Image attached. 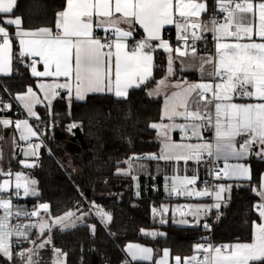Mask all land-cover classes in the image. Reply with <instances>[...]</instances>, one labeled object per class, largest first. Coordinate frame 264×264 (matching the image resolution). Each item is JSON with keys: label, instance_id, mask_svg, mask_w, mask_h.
Masks as SVG:
<instances>
[{"label": "snow or ice", "instance_id": "6c2138e0", "mask_svg": "<svg viewBox=\"0 0 264 264\" xmlns=\"http://www.w3.org/2000/svg\"><path fill=\"white\" fill-rule=\"evenodd\" d=\"M17 0H0V14H12ZM207 12L206 0H66L62 11L57 13L55 31L52 28L26 30L22 27V18H5L0 24V75H11L13 63V40L18 41L19 57L32 58L27 65L31 75L38 79V94L29 86L25 92L17 93L15 101L27 113L29 118L40 120L35 111L37 105L46 106L52 114L53 101L60 96V90H67L71 99L73 91L77 100H83L88 92H113L117 98H127L130 88H139L153 77L154 53L160 49L167 54V74L159 80L156 87L148 95L164 94V106L161 120L169 123H152L150 127L159 130L163 137L162 153L147 157L148 159H164L185 162L194 160L201 162L205 156L224 160L223 168L210 174L215 179L248 178L250 169L244 164L228 163L229 158L236 160L247 157L254 145H258V155H264V0H217V13L220 18H212L205 22L202 14ZM12 26L15 32L10 34L7 27ZM126 25L127 27H122ZM143 30V38L135 41L130 48L128 41L133 38L136 26ZM175 26L177 45L174 47L164 38L165 26ZM102 29L105 36L95 34ZM206 33H212L215 40L214 56L198 57L197 42L205 39ZM253 36L259 39H253ZM155 42V43H153ZM191 63H186V58ZM35 58H38L35 59ZM199 60V64L195 61ZM179 61L181 70L198 68L201 73L200 82L177 80L169 82L175 74L174 64ZM43 65V71L37 64ZM206 65H212L209 75L211 80L205 82L203 75ZM63 78V80H61ZM169 88L175 89L170 94ZM234 97L251 98L256 103H236ZM0 112L12 109L10 103L0 101ZM182 118L184 123H176ZM15 126L20 133L19 139L30 141L40 139L42 133L34 130L28 119L12 121L0 118V125L5 128ZM75 123L69 130L76 128ZM179 129L182 140L196 139L197 143H176L171 138V131ZM213 131V140L208 142L203 133ZM248 136L244 143L236 146L237 138ZM43 141L28 143L24 151L25 157L38 159ZM130 157L125 161L129 165L127 175L132 169ZM24 168H34L35 161H20ZM117 169V173H121ZM6 177L0 181V256L11 261L13 258V240L15 246L27 241L33 247L21 248L16 253L23 264H40L39 249L52 244L51 232L56 226L61 230L74 227L75 221H83L87 215L94 214L105 225L112 221L110 212L92 202L87 212L77 208L69 210L62 216L53 217L48 203H38L31 211L13 204V197L21 198L39 196L37 181L23 172H4ZM198 177L174 176L170 194L187 197H212L211 205H178L173 209L179 213L193 216L199 223L201 216L208 215L213 208L217 211L223 201V193L231 186L207 185L196 189ZM192 186V187H189ZM253 191L261 198L253 205L259 222H252V241L232 244L194 245V255L182 258L175 256V264H264V179L260 191ZM167 206L153 208V215L168 212ZM77 212L80 213L77 216ZM72 218H75L74 220ZM15 219L17 223L13 224ZM26 219L24 224L19 223ZM162 223L166 222L161 220ZM181 224L188 223L181 219ZM95 233V225L89 226ZM204 227L209 228L208 224ZM38 232L36 240L31 233ZM145 235L156 237L158 232H146ZM126 251L133 260H151L153 250L140 245L129 244ZM202 254V255H201ZM52 264H66L67 254L53 247ZM170 251L165 249L163 256L156 264H169Z\"/></svg>", "mask_w": 264, "mask_h": 264}, {"label": "trees", "instance_id": "16d2710c", "mask_svg": "<svg viewBox=\"0 0 264 264\" xmlns=\"http://www.w3.org/2000/svg\"><path fill=\"white\" fill-rule=\"evenodd\" d=\"M65 5L66 0H18L14 12L22 17L23 28L35 29L54 26L57 13ZM11 32L14 33L13 28ZM14 44L12 73L0 78L11 92L17 93L24 91L34 79L30 68L20 60L15 39ZM200 50L212 51V43ZM165 68L166 56L158 49L153 77L145 85L131 89L127 98L92 94L85 100L72 101L69 108L66 103L63 108H57L62 100L56 101L52 124L61 130H69L73 123L80 128L87 146L79 153L67 151L50 135L51 124L40 128L46 130L45 143L37 166L28 170L29 177L38 182L39 196L27 197L22 207L27 210L42 200L50 205L52 214L59 215L72 209L82 210L94 201L112 214L109 226L97 219L95 233L87 225L54 232L55 244L67 254L66 264H123L127 258L123 248L129 242L151 245L158 252L169 248L173 258L183 259L194 252L201 236L209 235L215 245L252 239V222L258 219L253 205L260 202L253 189L259 188L264 157L252 159V178L234 185L228 200L221 204L219 215L207 229L204 220L190 226L174 223L171 218L164 223L156 220L152 209L160 202V179L141 173L137 189L131 176L116 173L130 157L153 163L147 157L158 150L159 141L150 124L161 117L162 98L152 97L148 92L164 75ZM20 159L19 153L9 162L13 170L22 168ZM206 176L207 168L201 178ZM154 184L158 190L153 188ZM86 189L90 190V197ZM142 229H154L163 235L145 236ZM52 256L53 249L48 246L42 249L39 262L49 263Z\"/></svg>", "mask_w": 264, "mask_h": 264}, {"label": "crops", "instance_id": "0c3cea01", "mask_svg": "<svg viewBox=\"0 0 264 264\" xmlns=\"http://www.w3.org/2000/svg\"><path fill=\"white\" fill-rule=\"evenodd\" d=\"M206 2H207V12L202 14V16H201V20L205 21V22L211 20L213 18L214 12L217 11V0H206ZM254 2H259V0H254ZM17 3H18V0H17ZM15 9H14V11H15ZM16 16L21 17L20 15L16 14L15 12H13L12 14H0V24H2V22H3V20L5 18H14ZM3 26L8 28L10 34H12L11 28H13L14 32H15V28L14 27L8 26V25H3ZM22 27H23V25H22ZM44 27L52 28L53 31H55V25L54 26H42V27H39V28L26 29V30H37V29L44 28ZM122 27H127V26L126 25H122ZM169 28L175 29V26L174 25L165 26V29L163 30V34ZM101 31H103V30L102 29H96L95 30V34L101 32ZM207 34H210L212 36V38H213L212 33H207ZM143 35H144L143 30L141 28H139V26L137 25L136 26V31L134 32L133 37L134 36H141L143 38ZM253 39L257 40V42H259V39L257 37L253 36ZM130 40L128 41L129 47H130ZM211 43H212V48H213L212 51H203V50H200V48H199V49H197V56L198 57H201V56H203V57L214 56V54H215V40H214V38L212 39ZM173 46L175 47V45H173ZM14 47H15V44H14V40H13V57H14V49H15ZM162 52H163V50H162ZM164 54L166 56V68H165L164 75L159 80L163 79L166 76V74H167V54L166 53H164ZM185 62L186 63H191L192 62L191 58L190 57L186 58ZM154 63H155V53H154ZM195 63L199 64V60L197 59L195 61ZM37 68H38V70L43 71V65L42 64H37ZM12 70H13V63H12ZM174 70H175V74L173 76L169 77V82L170 83H175L177 80H184V79L188 80L189 82H200L201 79H202L201 73H200L198 68H196V69H188V70H183L182 71L181 70V64L179 63V61H177L174 64ZM211 71H212V65H206L205 66L204 75H203V80L205 82H207V81L212 79V77L209 75V73ZM153 72H154V69H153ZM30 73H31V71H30ZM3 76H7V75H0V77H3ZM33 79H34L33 83L29 84L27 86V88L29 86H31L34 89V91H36L38 94H40L39 93V89L36 87L38 79H47L49 81L51 80V78H36V77H33ZM61 80H63V78H61ZM156 84L150 90L154 89L156 87ZM134 88L135 87L130 88L128 90V94H129L130 90L134 89ZM26 89L24 91L17 92V93L25 92ZM173 90H175V89L169 88L167 90V93L170 94L171 91H173ZM17 93H14V97H15V95ZM92 94H112V95H114L113 92H108V91L88 92L85 95V98L83 100H85L89 95H92ZM152 97H155V98L161 97L162 98V105H161V116H162V110H163V106H164V94H161L160 96L152 95ZM58 100H62L61 104L66 103L67 106H68L67 102H69V101H75V100L76 101H82V100H77L75 98L74 91H73V95H72L71 99H69L67 90H60V96L57 97L53 101L52 109H51L52 114L54 113V104ZM234 102H236V103H256L258 101H255V100H253L251 98H243V97L235 98L234 97ZM68 108H69V106H68ZM21 109H22V107H21ZM35 111L38 113L40 118H42V117L44 118V117L49 116V110H48V108L46 106L37 105L36 108H35ZM25 114H27V113L25 112ZM184 122L185 121L182 118H176V123H184ZM152 123H165V124H167V123H169V121L166 118L162 121L161 117H160V119L155 120ZM154 130H155V133H156V137H157V139L159 141V148H158V150L156 152H154L152 154H155V155L159 156L162 153V148H163L162 140H163V137L158 134L159 130H157V129H154ZM42 132H43V129H42L41 133ZM14 134L16 136L18 134L17 130L15 129V127H8V128L0 129V135L3 136L6 139L4 145H2L3 149L1 150V153H0V169H3L4 172H8L9 170H11L12 173H14V171H20V169H21L20 168V169H17V170H13V168L9 164L10 161H12V160L17 158V157L14 158V157L11 156V154L14 152V149H13V146H12V140H13ZM170 135H171L172 140L174 142H176V143H182V142L183 143H197L198 142L196 139H192L190 141L189 140H182L181 131L179 129L172 130ZM203 135H204L205 139L208 142H212V140H213V131H211V130L205 131L203 133ZM32 139H34V138H32ZM240 144H242V142H240L238 140V138H237V142H236L237 148H239ZM259 147L260 146H258V145H254L252 147V150H251L250 154L247 157L239 159V160H236V159H233V158H229L228 163H230V164H235V163L244 164L246 167H248L250 169V179H251L252 178V165H251L252 159L253 158L264 157V155H258L257 154L258 151H259ZM16 154L18 156L19 148L16 150ZM152 154H150V155H152ZM151 161L153 163L149 164L147 161H145L143 159H138V160H134L133 159L132 160V169L130 171V174L125 175V174L121 173L119 175L131 176L133 178V180H134V183L136 184V188L137 189H139L140 174L141 173H144L146 175L152 176L154 178L158 177L160 179V187H159L160 194L166 196L169 199H172L174 196H176V194H170L171 182H172V178L174 176H179V177L196 176V177H198V179H197V182H198L200 179H202L201 177L203 175V170L205 168H207V170H208V175L210 173V164L206 163V162H203V161H201L199 163H197L194 160H189V161L185 162L183 160L176 161L175 159H173V160L152 159ZM217 162L219 163L220 168H223V166H224L223 158H221ZM121 167L127 171L128 168H129V165L127 163H125ZM5 178L6 177H4V176H0V181H2ZM250 179H248V178H225V180L222 183V185L230 184L231 188H230V190H226L222 194L223 195V201L221 202V204L225 203L228 200V198L230 196V193H231V191H232V189H233L235 184H239V183H241L243 181H249ZM262 179H264V172L261 175L260 185H261ZM260 185H259V188H257V189L255 187V189L257 191H260ZM199 189H203V188H199ZM213 190H215V189H213ZM212 199H213L212 197H202L201 198V197L182 196V200H180V201H170L168 203H165L164 205L168 206L170 208V212L169 213L171 214V221L172 222L179 224L177 222L178 219H185V220L188 221V223L187 224H183V225L190 226V225L199 224L202 221V219L200 218L199 223H197L196 219L194 217L190 220V219L183 218L178 212L174 214L173 209L176 208V206H178V205H189V204H191V205H197V204L211 205L212 204V202H211ZM259 200H261V198ZM255 221L259 222V217ZM180 225H182V224H180ZM251 241H252V239L250 241H246V242L250 243ZM236 242H244V241H236ZM236 242H231V243H226V244H232V243H236ZM147 245L148 244H146L147 248H151L153 250L152 259L151 260H139L137 262H143V263H146V264L147 263L156 264V261H158L163 256V251L165 249H168L170 251L169 264H174L175 263V261L173 259V256L171 254V250L169 248H164V249H162V251L158 252L151 245H148V246ZM192 255H194V252L192 254L188 255V256H185V257H191ZM182 261H183V259H182Z\"/></svg>", "mask_w": 264, "mask_h": 264}, {"label": "built area", "instance_id": "2783aa9c", "mask_svg": "<svg viewBox=\"0 0 264 264\" xmlns=\"http://www.w3.org/2000/svg\"><path fill=\"white\" fill-rule=\"evenodd\" d=\"M214 17H216L218 19L220 18V15L217 13V11L214 12L213 18ZM96 35L99 36V37H103V36H105V33H104V31H101V32L97 33ZM164 38L167 39V40H169V42L171 44H173L175 46L177 45V41H176V30L175 29H173V28L167 29L165 31V33H164ZM140 39H142L141 36H134L130 40V47L133 46V44L135 43V41H138ZM212 39H213L212 36L210 34H207L206 33L205 34V39L197 42V45H196L197 49L207 46V44L209 42H211ZM153 43H155V42H153ZM31 59L32 58L24 57L23 58V63L29 65L31 63ZM35 59L38 60V58H35ZM20 60H21V58H20ZM0 84L2 86V90H0V101H2L4 103H10L12 105V109L11 110L0 112V118H8V119H11L12 121L28 119L29 122L36 129H38V130L41 127H44L45 128L46 126H48V125H50L51 123L54 122V114H51V115H49L47 117H44V118L42 117V118H40L39 121H37L34 118H29L27 116V114H25V112L21 109V107L19 106V104L15 101V99H14V93L11 92L4 84H2L1 78H0ZM0 107H2V105H0ZM11 127H15L14 124ZM42 139H43V141L45 143V140H44L43 136H42ZM247 139H248V136L238 137V140L240 142H242V143H244V141L247 140ZM26 143L36 144L37 143V139H31L30 141H27ZM202 161L210 164V173L213 172V171H215V170L220 169L219 163L214 158H208L207 156H205V158ZM210 173H209L208 176L200 179L196 183V185H195L196 189L204 188L206 185L208 187H210V188L215 189L214 188L215 185H220V184H222L224 182L225 178L221 177L220 179H215L214 176L211 175ZM189 187H192V186H189ZM153 188L156 189V190H158V185L157 184H154L153 185ZM12 199H13V204L14 205H17V206L22 207L24 205V203H25L26 197H21V198L13 197ZM180 200H182V196H180V195H176L172 199H169V198H167L164 195H160V202L158 204H155L153 206V208H156V209L159 210V209H161L162 206H165L164 205L165 203H168L170 201H180ZM211 202L213 204L215 201L212 199ZM38 203H45V202L42 201V200H39L36 203L32 204L30 206V208H28L27 210L28 211H31L33 209V207L35 205H37ZM168 209L169 210H168L167 213H162L161 215L154 216L153 215V212H152V215L158 221H161L162 219L163 220H168V219L171 218V214L169 213L170 212V208L168 207ZM219 212H220V209L217 211L215 208H213L208 215H206V216H203L202 215L201 216V219L204 220V222L206 224L210 225L211 222H212V219L214 217L218 216L219 215ZM183 218H186V219H190L191 220L193 218V216L187 215V210H185V215L183 216ZM26 222H27L26 219H21L19 221V223H21V224H24ZM12 223L15 224V223H17V221L15 219H13L12 220ZM34 232H35V229L32 230L31 236H33ZM207 243H212L213 245H215L214 242L212 241V238L209 235H207L205 237L201 236L200 237L199 244H207ZM13 244H14V247H13V258H12V260L11 261H8L7 258H5L3 256H0V264H15L16 253L19 251L20 245L22 243L19 245V247H16L15 246V239H14L13 240ZM123 264H138V263L135 262V261H132V260H130L128 258H126V262H124Z\"/></svg>", "mask_w": 264, "mask_h": 264}, {"label": "rangeland", "instance_id": "374dc122", "mask_svg": "<svg viewBox=\"0 0 264 264\" xmlns=\"http://www.w3.org/2000/svg\"><path fill=\"white\" fill-rule=\"evenodd\" d=\"M71 103H72V101L67 102V104H68L69 107H70ZM29 123H30V122H29ZM30 124H31V123H30ZM31 125H32V124H31ZM32 126H33V125H32ZM4 128H5V127H3L2 125H0V129H4ZM33 128H34V130L37 131L38 133H41V131H42L41 129H39V130L36 129L34 126H33ZM68 128H69V127H68ZM55 129H56V126H54L53 124H51V125H50V135H51L52 137L55 136ZM40 130H41V131H40ZM68 132L70 133L71 130H68ZM17 133H18L17 136H16L15 134H14V136H13L12 146H13L14 152L11 154V156L14 157V158H16V157H17L16 150L19 148V153H20V155H21V159L19 160V162L22 161V160L27 159L29 162L35 161L36 164H37L38 159H39L40 154H41L42 147L44 146V141H43V139H42V135H41V137H40L39 140H38L37 138L33 137L34 139H37V143H39L41 140L43 141V146H42V147L40 148V150H39V157H38V159H37L36 157H32V156L25 157V155H24V151H25V150H28V149H27L28 143H26L27 141H22V140H20V139H19V135H20V133H19L18 131H17ZM45 133H46V130L43 129L42 134H45ZM31 139H32V138H31ZM5 141H6V139H5L3 136L0 135V153H1V150L3 149V146H2V145H4ZM20 164H21V163H20ZM21 166H22V164H21ZM118 168L122 170L121 173H123L124 171H126V170L123 169L121 166H119ZM118 168H117V169H118ZM29 169H32V168H24V167L22 166V168L20 169V171H14V173H16V172H23L24 174H26L27 176H29V173H28V170H29ZM116 173H117V170H116ZM121 173H119V174H121ZM117 174H118V173H117ZM129 174H130V173H129ZM229 185H230V184H225V187L227 188V186H229ZM230 186H231V185H230ZM224 201H225V200H224ZM92 202H94V201H91V203H92ZM91 203H90V204H91ZM90 204H89V207H90ZM95 204H97V203L95 202ZM97 205H98V204H97ZM89 207H87V208H84V207H83V209H82L81 211L87 212L88 209H89ZM75 210H76V209H72V211H75ZM105 211L110 212V211H108V210H106V209H105ZM110 213H111V212H110ZM51 214H52V213H51ZM63 214H64V213H63ZM63 214H59V215H54V214H52V216H53V217H58V216H62ZM79 215H80V213L77 212V216H79ZM111 215H112V214H111ZM72 219L74 220L75 218H72ZM97 219L100 220L97 216H95L94 214H91V215H87V216H85L82 222H81V221H78V220L75 221V226H74V227H68V228L63 229V230H61V227H60V226H56V227H54V228L52 229V232H51L52 244H51V245H48V246L52 247V249H53V247H55V248H58V249H61V250H62V248H61L60 246L56 245L55 242H54V232H55V231H66V230L75 229L76 227H79V226H82V225H87L88 228L90 229V231L92 232V230H91V228H90L89 226H90V225H95V229H96ZM180 220H181V219H178L177 222L179 223ZM184 220H185V219H184ZM101 223H102V222H101ZM110 223H111V222H110ZM110 223L107 224V225H105L104 223H102V224H103L104 226H109ZM179 224H181V223H179ZM186 224H187V223H186ZM182 225H183V224H182ZM144 230H145L146 232H158V231H156V230H154V229H144ZM158 233H159V232H158ZM142 234L145 235L143 232H142ZM47 235H48V233L46 232L44 237H41V238L38 239V232H37V230H35L33 236H31L30 238H31L32 240H36V243L38 244V243L40 242V239L46 238ZM145 236H147V235H145ZM149 237H152V236H149ZM129 244L140 245V246H142V247H146V244L141 243V242H129V243H127V244L124 246V248H123L124 254H125V256H126L128 259H130V260H132V261H135V262L139 261L140 259L133 260L132 257H131V255L126 251V248H127V246H128ZM48 246H46V247H48ZM147 246H148V245H147ZM30 247H33V245L30 244L29 242H27V241L22 242V247H21V248L27 249V248H30ZM21 248L19 249V251L21 250ZM19 251H18V252H19ZM41 251H42V249H39V250H38L39 255H38V257H34V259H38V260H39V257H40V253H41ZM62 252H63V251H62ZM53 259H54V255L52 256V260H51L49 263L44 262V263H40V264H52ZM15 264H23L21 258H20L19 256H17V255H16V257H15ZM147 264H149V263H147Z\"/></svg>", "mask_w": 264, "mask_h": 264}, {"label": "water", "instance_id": "95a60500", "mask_svg": "<svg viewBox=\"0 0 264 264\" xmlns=\"http://www.w3.org/2000/svg\"><path fill=\"white\" fill-rule=\"evenodd\" d=\"M65 105H58L57 108H63ZM55 139L60 141L61 146H63L67 151L81 152V149L87 146L86 141L84 140L83 134L80 128L76 127L71 130L69 133L68 130H61L58 127L55 129ZM84 184V183H82ZM87 196L90 197V190L86 189Z\"/></svg>", "mask_w": 264, "mask_h": 264}]
</instances>
